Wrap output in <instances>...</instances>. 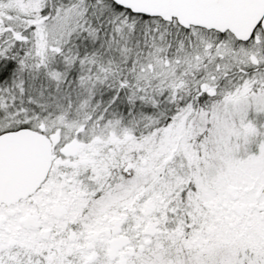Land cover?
<instances>
[{"label":"snow or ice","instance_id":"snow-or-ice-1","mask_svg":"<svg viewBox=\"0 0 264 264\" xmlns=\"http://www.w3.org/2000/svg\"><path fill=\"white\" fill-rule=\"evenodd\" d=\"M0 264H264V0H0Z\"/></svg>","mask_w":264,"mask_h":264}]
</instances>
